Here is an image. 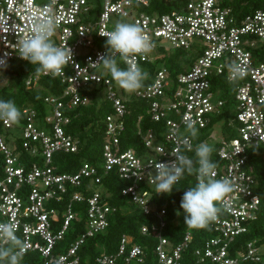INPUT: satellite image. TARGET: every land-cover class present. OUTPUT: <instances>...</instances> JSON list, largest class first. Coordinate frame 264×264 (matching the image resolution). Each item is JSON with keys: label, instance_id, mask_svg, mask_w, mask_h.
<instances>
[{"label": "built area", "instance_id": "1", "mask_svg": "<svg viewBox=\"0 0 264 264\" xmlns=\"http://www.w3.org/2000/svg\"><path fill=\"white\" fill-rule=\"evenodd\" d=\"M150 1L0 0V87L6 82V66L12 61H25L18 56L19 41L30 34L35 16L51 14L57 25L53 41L68 46L73 54L65 75L57 77L63 83L61 94L44 97L47 112L42 122L33 108L23 109L25 120L21 125L0 120V153L4 160L0 223L13 224L22 242L15 251H37L41 257L37 264H80L79 249L84 241L104 232L110 215L119 208L107 201L109 193L103 185V178L114 172L124 183L121 194L153 217L139 226V233L153 239L154 244L149 257L145 247L124 233L112 253L98 245L94 263L180 264L194 232L186 229L176 244L164 236L166 212L164 207L156 209L153 202L154 165L173 160L177 151L195 160L196 145L213 140L219 161L215 178L228 179L233 191L217 204L219 211L209 223L210 233L201 236L193 255L197 263L264 264V242L254 238L241 245L235 243L264 212V3L243 13L242 5L235 7L234 0H170L174 7L161 12L146 11L144 7ZM112 18L138 25L152 43L149 54L129 58L141 69L163 56L160 48L165 41L176 49L194 50V57L191 61L180 57L182 70L177 72L160 63L147 84L127 94L112 83L108 69L99 61L107 52V38L100 34L114 29L113 24L110 28ZM116 58L128 67L127 61L119 55ZM233 64L245 69L244 78L235 82L230 80ZM220 76L230 83L233 103L228 107L227 99L221 97ZM37 79V74H30L26 86H33ZM100 86L99 95L112 109L102 119L100 161L94 164L83 159L77 170L58 172L54 154L77 153L80 149L79 139L66 131L70 114L92 101L85 93L87 89ZM132 97L143 100L150 119L160 123L156 128L141 130V117L137 118L139 151L124 148L121 141L129 112L127 101ZM188 122H194L198 129L195 139L186 130L181 131ZM218 122L222 124L219 137L213 132ZM186 142L191 143V151L186 149ZM22 150L32 159L39 156L41 163L32 160L27 166L21 165ZM187 176L185 173L177 184ZM190 178L182 195L197 183L196 175ZM24 186L28 187L27 193L20 195L18 191ZM82 214L83 231L65 250L57 252V243ZM3 244L0 241V246Z\"/></svg>", "mask_w": 264, "mask_h": 264}, {"label": "trees", "instance_id": "2", "mask_svg": "<svg viewBox=\"0 0 264 264\" xmlns=\"http://www.w3.org/2000/svg\"><path fill=\"white\" fill-rule=\"evenodd\" d=\"M264 0H234L235 7L239 8L242 5V12L247 13L251 10L263 7ZM174 4L170 0H151L149 5L144 7L146 11L159 10L165 11L172 9ZM180 57L183 55L181 52L177 55L169 54L157 58L154 62L145 64V70L149 71L152 75L153 67L161 60L171 71L177 72L182 70L180 65ZM120 68L124 66L116 58ZM38 65L31 64L28 61H12L4 69L6 76V82L0 87V100H11L21 111V118L17 124L21 125L25 118L23 115V109L33 108L37 114V120L42 122L47 112V106L44 102V97L48 94L59 95L63 91V83L56 77L51 75H43L38 72ZM125 69V68H124ZM37 74L38 79L36 83L27 87L25 81L30 74ZM107 76L111 79L112 83L115 80L112 78L110 71L108 70ZM151 78V77H150ZM150 80V79H149ZM219 87L223 88L221 91V97L227 99L229 106L233 103V97L230 83L225 80L223 76L218 78ZM149 81H145L147 84ZM102 86L91 87L87 89L85 93H89L91 102L87 105H81L76 107L70 114V124L66 127V131L77 137L80 141V149L77 153L56 152L54 154L53 163L58 172H71L77 170L80 162L85 159L94 164L100 161V152L102 144V119L107 113L112 111L109 102L101 94ZM230 91V93H229ZM129 112L126 115V127L125 131L121 134V141L124 148L134 147L137 151L141 150V139L137 133L136 123L137 118L140 116L139 127L141 130L147 128H156L160 123L154 122L150 119L149 115L145 112V102L137 98L132 97L127 101ZM231 105V104H230ZM20 164L27 166L33 159L25 152L21 151L19 155ZM211 160L215 163L217 158L215 151L211 155ZM3 156L0 153V177L3 169ZM191 175L184 177L180 184L173 186L171 194H154L153 202L156 209L164 207L167 224L164 229V236L176 244L178 243L186 229L190 228L183 223L184 213L180 208V201L182 198L183 189L191 183ZM193 184V183H192ZM103 185L106 191L109 193L107 201L111 205L118 206L116 212L110 215L109 225L104 232L97 233L92 237H88L83 245L79 249V255L81 258L80 264H95L94 257L98 254V245L105 247L108 253H112L116 250L119 238L122 234H127L131 237L132 241L145 247L149 257L151 256V247L154 244V240L150 237L141 235L139 233V226L143 223H149L153 217L145 215L132 204L128 197L121 194V188L124 183L117 179L115 173L111 172L103 178ZM28 187H21L18 191L20 195L27 193ZM58 206H62V203H53ZM61 204V205H60ZM83 209V204L81 205ZM121 207H125L121 210ZM1 220V215H0ZM83 214L80 215V220L73 221L65 233L63 240L57 245L59 250H65L70 242H72L78 233L83 231ZM194 239L190 245L183 251L180 264H212L210 262L197 263L195 256L193 255V248L199 244V240L202 235L209 234V225L201 229H193ZM258 240V243L264 242V212H261L258 218L252 222L250 231L246 234L239 235L235 243L241 245L246 240L254 239ZM0 247H10L8 244H3ZM17 248H14L15 251ZM20 264H37L41 261V257L37 251H27L24 254H20ZM0 264H8L7 260L0 261ZM119 264L120 261H119ZM247 264H254L249 262Z\"/></svg>", "mask_w": 264, "mask_h": 264}, {"label": "clouds", "instance_id": "3", "mask_svg": "<svg viewBox=\"0 0 264 264\" xmlns=\"http://www.w3.org/2000/svg\"><path fill=\"white\" fill-rule=\"evenodd\" d=\"M57 25L51 14L32 19L30 34L19 41L18 56L31 64L38 65L37 71L53 78L61 77L64 69L72 61V51L68 46H58L52 39ZM106 37V55L99 58L110 71L112 78L127 93L137 92L148 77V73L130 60L138 55H147L153 50V45L143 30L135 24L119 22L111 32L100 34ZM111 53V55H109ZM128 62V67L118 66L116 56ZM5 63V62H4ZM245 69L237 64L230 66V80L235 82L243 79ZM21 118V111L11 100H0V120L7 124H16ZM186 131L190 138L198 136V129L194 122L186 124ZM192 150L190 142L185 145ZM213 147L201 142L195 147V157L192 158L177 151L173 160L157 162L154 165L155 174L152 184L156 194H171L185 173L196 175L197 183L188 188L182 195L180 208L184 213L183 223L193 229L205 228L217 218V204L233 191L232 183L226 179L215 178L216 163L211 160ZM16 228L12 223H0V241L10 247H0V261L7 260L8 264H20L21 256L14 248H19L22 242L15 235Z\"/></svg>", "mask_w": 264, "mask_h": 264}, {"label": "rangeland", "instance_id": "4", "mask_svg": "<svg viewBox=\"0 0 264 264\" xmlns=\"http://www.w3.org/2000/svg\"><path fill=\"white\" fill-rule=\"evenodd\" d=\"M117 23H119V21H117V20H115L114 18H112V19H111V27H110V28H112V24L115 26ZM160 52L162 53L163 56H164V55H169V54L177 55V53L179 54V53L181 52V54L183 55V58H184L186 61H187V60H188V61H191L192 56L194 57V54H193V53H194V50H192V49H189V50L176 49V48L171 47V46L169 45V43L166 42V41L163 42V45H162V47L160 48ZM159 58H160V57H159ZM161 62H163V61L159 60V61H158V64H155V65H154L153 69L159 67ZM100 69H101V68H98V71H100ZM122 69H124V67H123ZM143 70L146 71L145 69H143ZM150 77H151V74L148 72V77L143 81V85H144V82H145V81H149ZM126 93H127V92H126ZM127 94H129V93H127ZM225 128H226V127H225ZM183 130H186V128H183L181 131H183ZM221 130H222V124H221L220 122H218V123L213 127V132L215 133V135H216L217 137H219L220 134H221ZM209 144H210V146H214V145H215L213 140H211V141L209 142ZM35 156H38V155L36 154ZM35 159H36V161H38V162L41 163L39 156H38V157H35ZM261 166L264 167V164L262 163ZM59 243H60V241L57 243V245H58ZM56 248H57V246H56ZM56 251H57V252H61V251H63V250H59V249L57 248Z\"/></svg>", "mask_w": 264, "mask_h": 264}]
</instances>
